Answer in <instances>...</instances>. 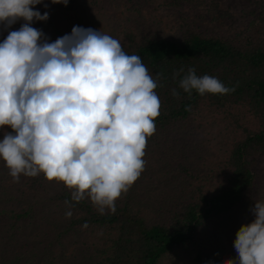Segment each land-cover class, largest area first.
Here are the masks:
<instances>
[{
	"label": "trees",
	"instance_id": "16d2710c",
	"mask_svg": "<svg viewBox=\"0 0 264 264\" xmlns=\"http://www.w3.org/2000/svg\"><path fill=\"white\" fill-rule=\"evenodd\" d=\"M122 1L69 0L64 6L43 0L48 8L33 7L47 11L49 19L31 26L50 42L74 26L100 30L126 54L139 55L154 79L161 73L154 90L160 114L147 138L144 170L116 200L115 213L101 215L89 198L69 209L65 201L73 190L43 173L21 174L14 182L0 160V264H226L237 256L240 208L256 191L253 165L264 155V1L243 18L245 27L232 30L220 29L219 18L233 16L232 6L246 0H224L228 8L222 0H171L172 7L194 3L183 8L174 35L156 33V10L146 14L133 0H127L124 25L117 27L115 13L103 4L118 11ZM191 16L212 25L205 28ZM7 35L0 30V42ZM189 67L235 90L189 95L179 87ZM3 135L0 129V140Z\"/></svg>",
	"mask_w": 264,
	"mask_h": 264
},
{
	"label": "clouds",
	"instance_id": "9594fccd",
	"mask_svg": "<svg viewBox=\"0 0 264 264\" xmlns=\"http://www.w3.org/2000/svg\"><path fill=\"white\" fill-rule=\"evenodd\" d=\"M42 3L0 0V30L8 31L0 42V160L14 182L40 173L63 182L73 190L65 201L69 209L89 198L101 215L115 213L116 200L144 170L147 138L160 114L154 90L161 73L154 79L139 55L126 54L117 39L90 27L74 26L50 42L31 26L49 19L33 7ZM51 3L67 6L69 0ZM21 19V27L9 31ZM179 87L201 96L235 90L216 77L197 76L194 67ZM172 95L180 94L174 88ZM250 210L255 219L237 231V256L226 264H264V202Z\"/></svg>",
	"mask_w": 264,
	"mask_h": 264
},
{
	"label": "rangeland",
	"instance_id": "374dc122",
	"mask_svg": "<svg viewBox=\"0 0 264 264\" xmlns=\"http://www.w3.org/2000/svg\"><path fill=\"white\" fill-rule=\"evenodd\" d=\"M257 1L259 2L264 0H246L245 4L242 7L240 6V8L232 6L233 16L219 18L218 24H223L220 29L238 30L240 29V27H243V21H245V17L250 18L252 12L256 11L257 8H259L257 6L258 4H256ZM133 2L140 8H142L146 14H150L151 12L156 10L154 14L158 16L157 22L159 23L156 33L171 35L175 34L178 29V25L181 22L183 23L184 21L183 18L185 14L183 12V8L186 9L194 5L193 2L182 1V6L179 5L177 7H172L169 5L171 0H133ZM221 3L223 7L228 8V1L225 2L224 0H222ZM130 4L131 3L127 2V0H123L121 2L120 9H118L117 11L112 7L111 4L105 2L103 4V8L111 13H115L116 17L114 16L113 20L114 22L118 20L119 22L116 26L122 27L124 25L123 17H125V11L128 9V6ZM244 6L246 8V11L242 14V8ZM190 20L197 22L198 24L201 23V25H204L205 28H210L212 25L211 23H209L208 19H205V17L191 16ZM207 24L208 26L206 27ZM253 167L257 174L255 185L256 191L251 190L250 195L248 194L246 197V199L248 200L240 208V218H243L241 221V226L251 223L255 219L253 213L250 210L252 207H254L255 201L264 202V155L258 157L257 160H255V165H253Z\"/></svg>",
	"mask_w": 264,
	"mask_h": 264
}]
</instances>
